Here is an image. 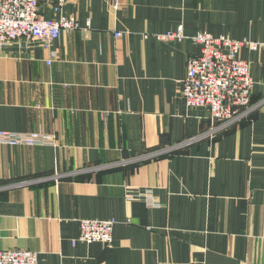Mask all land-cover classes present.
<instances>
[{"label": "crops", "instance_id": "1", "mask_svg": "<svg viewBox=\"0 0 264 264\" xmlns=\"http://www.w3.org/2000/svg\"><path fill=\"white\" fill-rule=\"evenodd\" d=\"M40 9L79 27L51 46L21 38L0 51V130L56 138L0 145V249L36 251L39 264H264V52L241 49L254 88L238 121L219 126L181 92L201 54L190 36L264 41V0ZM179 26L188 38L159 37ZM110 218V245L73 244L81 219Z\"/></svg>", "mask_w": 264, "mask_h": 264}, {"label": "built area", "instance_id": "2", "mask_svg": "<svg viewBox=\"0 0 264 264\" xmlns=\"http://www.w3.org/2000/svg\"><path fill=\"white\" fill-rule=\"evenodd\" d=\"M68 0H0V51L10 42L21 38L41 40L51 46L63 32L79 27V23L64 14L55 18H44L41 5L52 6L59 12ZM117 8L119 0H113ZM116 37L122 35L116 32ZM165 40L188 38L182 26L177 30L159 36ZM201 45V54L190 56L186 76L182 83V96L190 107H206L212 120L219 126L243 118L252 107L254 80L251 62L240 57L245 46L264 52V41L234 39L228 36H214L209 32H198L190 36ZM53 57L55 54H52ZM48 60L47 63H50ZM56 142L54 134L46 132H12L0 130V145L43 146ZM127 198L143 199L149 206H159L158 197L151 189L128 188ZM116 224L110 219H81L80 233L73 244L102 242L110 245ZM0 264H39V254L28 249H0Z\"/></svg>", "mask_w": 264, "mask_h": 264}]
</instances>
